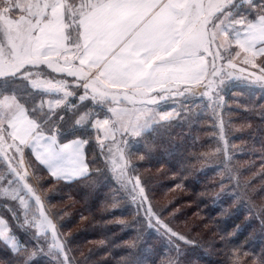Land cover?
Wrapping results in <instances>:
<instances>
[{"label":"snow or ice","instance_id":"1","mask_svg":"<svg viewBox=\"0 0 264 264\" xmlns=\"http://www.w3.org/2000/svg\"><path fill=\"white\" fill-rule=\"evenodd\" d=\"M232 3L0 0V79L22 76L35 86L62 89L65 96L80 89V99L102 103L109 113L94 121L103 159L99 167L90 168L78 155L81 141L56 145L54 130L46 135L38 116L30 115L15 94L0 92V196L13 206L16 224L37 240L35 247L20 242L10 222L0 217V247L4 248L0 264H28L40 252L51 255L56 264H81L67 240L58 239L56 225L42 211L39 215L47 229L43 234L33 231L36 221L28 215L25 197H35L37 206L41 202L29 183L27 168L35 166L32 159H25L27 148L33 150L38 163L64 155L69 158V170L110 169L118 185L114 194L135 205V217L143 226L158 228L177 247L188 242L186 234L163 219L165 209L151 204L147 180L131 162L127 141L153 121L177 114L174 109L158 112L156 106L162 99L202 90L214 99L215 112L223 99L217 95L223 80L242 76L264 84V0H247L251 17H232L228 11ZM234 57L243 58V68L237 69ZM41 66L47 72L39 71ZM63 103L61 98L49 101L48 106L54 109ZM220 123L223 127L222 117ZM223 152L227 160V141ZM50 174L58 178L59 170H50ZM256 213L264 222V205ZM159 264H178V256L168 252ZM256 264H264V258L258 257Z\"/></svg>","mask_w":264,"mask_h":264},{"label":"rangeland","instance_id":"2","mask_svg":"<svg viewBox=\"0 0 264 264\" xmlns=\"http://www.w3.org/2000/svg\"><path fill=\"white\" fill-rule=\"evenodd\" d=\"M249 15L252 16L253 12ZM235 63L237 69L244 67L243 60ZM38 70L47 72L43 66ZM249 71L252 69L249 68ZM0 92L15 94L30 109V115L38 116V122L44 125V131L54 130L59 141L82 139L86 144L91 168L100 166L103 157L100 155L96 140L97 131L94 121L97 117L104 118L109 115L105 105L91 98L80 99V89H76L73 95L65 96L62 89L35 86L29 79L22 76L0 79ZM217 95L223 99L220 102L221 106L216 108L215 112L213 111L214 99L205 95L202 90H196L182 97L160 100L156 106L158 112L174 109L177 114L168 119L153 121L139 136L128 138L126 150L131 154L130 159L136 165L137 173L147 180L148 189L152 186L153 172L150 167L152 160L155 159L154 151L157 153L156 158L158 154H161L165 164L168 163V166L172 168L171 177L166 184L173 185V191L182 190L186 186V180L189 181V177L186 175L184 178L181 177V172L182 168H189L198 177L200 183L207 182L205 188L210 189V194L214 196L212 206H216L219 213H226L224 220L227 218L233 220L235 216L243 214L245 221L239 226L238 231L249 230L256 235L255 238L262 239L264 243V222L256 213L258 206L264 205V167H262L264 165V141L262 140L264 134L255 129L257 122L262 123L264 127V84L249 80L247 77L233 76L218 85ZM61 98L64 99L62 105L54 109L48 106L49 101L54 102ZM80 116L85 118L78 120ZM221 117L225 122L223 127L220 123ZM154 138H157V141ZM225 141L230 154L227 160L223 152ZM25 151L27 154L25 159H32L35 166L27 168L29 183L41 202L40 206H37L35 197L31 199L25 197L29 206L28 215L36 221L33 231L43 234L47 229L43 216H47L56 225L58 239L67 240L71 232H64L59 227L64 225L70 217L66 206L59 200L61 194L58 188L63 185L56 182L34 160L29 148ZM95 174L99 176L98 191L104 189L116 191L113 185L118 187L117 181L110 169L101 168L99 172L95 171ZM104 193L108 195L107 192ZM148 194L151 204L156 209H165L163 219L169 222L174 230L186 234L188 242H182L177 247L175 242L170 241L158 228L144 226L139 240L138 236L134 235L133 240L137 243L134 245L133 255L137 259L140 249L143 248L141 245H145L148 238H151L152 255L149 253L148 256L149 258L157 257L155 264H159L168 252L178 256V264H186L185 255L189 248L201 250L204 235L203 229L198 226L201 217L192 211L188 218L181 221L179 210L192 207L191 203L182 200V203L172 208L174 199L169 206L162 204L166 199L165 196L155 201L151 197V190ZM119 197L123 200L124 207L129 206L130 201L123 196ZM250 205L254 207L251 208ZM13 211L14 208L9 201L0 196V217L10 222L17 237L18 231L25 233L27 240L32 241L33 247L37 246V240L31 232L21 229L16 224L12 216ZM41 211L43 216L39 215ZM21 216L23 218V211ZM190 225H194L196 230ZM238 231L234 235L235 238L241 237ZM48 233L47 240L51 244V229H48ZM254 242L252 245L255 246L256 242ZM146 248L149 250V246ZM0 250L3 251L4 248L0 247ZM261 253L260 250L254 251V248L248 250L235 248L225 254L224 263L231 264L235 259L237 264H256L258 257L264 258V253ZM41 257L47 261H44V264H56L55 259L46 252L38 253L28 261V264Z\"/></svg>","mask_w":264,"mask_h":264},{"label":"trees","instance_id":"3","mask_svg":"<svg viewBox=\"0 0 264 264\" xmlns=\"http://www.w3.org/2000/svg\"><path fill=\"white\" fill-rule=\"evenodd\" d=\"M255 129L264 134L262 123L257 122ZM154 140L157 141V138ZM262 140L264 141V135ZM156 155L154 151L155 159L152 160L150 167L153 172L151 197L156 201L165 196L166 199L162 204L169 206L174 199L172 208L182 203V200L191 203L192 207L179 210L181 221L188 218L192 211L201 217L198 224L204 233L201 250L189 248L185 255L186 264H227L224 263L225 254L235 248L244 250L254 248V251L260 250L264 253L262 239L255 238L256 235L249 230L238 231L239 226L245 221L244 215H237L233 220L231 218L224 220L226 213H219L217 207L212 206L214 196L210 194V189L205 188L207 182L200 183L198 177L189 168L184 167L181 172V177L184 178L185 175L189 177V181L186 180V186L182 190L173 191L174 186L166 184L168 178L171 177L172 168L168 166V163L165 164L161 154H158L157 158ZM86 156L87 164L90 166L87 149ZM55 180L64 187L58 188L61 194L59 200L70 214L68 221L59 227L64 232H71V236L67 239L68 245L73 249L81 264H121V262L123 264H155L157 257L149 258L148 256L149 253L152 255L150 252L151 238H148L145 245H141L143 248L140 249L137 259L133 255L134 245L137 243L133 240L134 235L138 236L139 240L145 228L141 219L135 217V205L130 202L129 206L124 207L123 200L121 197H116L113 190L98 191L99 176L95 174V171H89L85 177L73 181ZM113 186L117 189L116 185ZM190 226L196 230L194 225ZM237 231L241 234L239 238L234 237ZM17 234L20 242L33 247L32 241L27 240L25 233L18 231ZM223 237L225 239L222 240ZM252 242L256 247L252 245ZM158 252L157 250V254ZM44 261L47 262L44 257H41L33 260L31 264H44Z\"/></svg>","mask_w":264,"mask_h":264},{"label":"crops","instance_id":"4","mask_svg":"<svg viewBox=\"0 0 264 264\" xmlns=\"http://www.w3.org/2000/svg\"><path fill=\"white\" fill-rule=\"evenodd\" d=\"M254 2L259 3L257 0H254ZM228 11L230 12L232 17H240L245 16L246 14L248 17H251L249 14L252 13V9L248 7L247 0H233L232 5L229 6ZM234 47V45H233ZM239 60H243L241 57ZM239 60H236L234 57V62H239ZM49 132H45L47 135ZM55 135V134H54ZM79 140L81 143L77 146L78 147V155L81 160H84L87 163V156H86V144L85 142L80 138H72L67 141H59L55 135V144L56 145H62L68 142ZM33 157L34 153L31 148H29ZM49 174L50 170H59V177L55 178L58 180H65V181H73L75 179L83 178L86 175H88L89 171L87 172H77L74 170H69L71 168V165L69 163V158L64 155H57L51 160L47 162H40L39 163ZM51 175V174H50ZM52 176V175H51ZM53 177V176H52Z\"/></svg>","mask_w":264,"mask_h":264}]
</instances>
